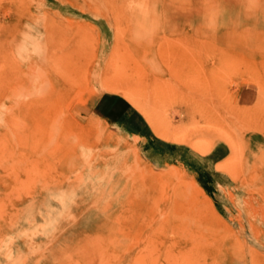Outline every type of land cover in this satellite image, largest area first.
I'll return each mask as SVG.
<instances>
[{
    "label": "rangeland",
    "instance_id": "rangeland-1",
    "mask_svg": "<svg viewBox=\"0 0 264 264\" xmlns=\"http://www.w3.org/2000/svg\"><path fill=\"white\" fill-rule=\"evenodd\" d=\"M263 43L264 0H0V264H264Z\"/></svg>",
    "mask_w": 264,
    "mask_h": 264
},
{
    "label": "crops",
    "instance_id": "crops-1",
    "mask_svg": "<svg viewBox=\"0 0 264 264\" xmlns=\"http://www.w3.org/2000/svg\"><path fill=\"white\" fill-rule=\"evenodd\" d=\"M106 95L104 94H101L99 96H97L95 98V100L92 102L91 104V107H90V110L91 112H95L96 110H98V108H100V106L102 105V103L104 102V100L106 99ZM148 122L146 121V119L144 118V129H145V132H144V136H146V138H151L152 135L150 134V132L148 131V128L147 126L149 124H147ZM150 126V125H149ZM160 141V140H159Z\"/></svg>",
    "mask_w": 264,
    "mask_h": 264
},
{
    "label": "bare ground",
    "instance_id": "bare-ground-1",
    "mask_svg": "<svg viewBox=\"0 0 264 264\" xmlns=\"http://www.w3.org/2000/svg\"><path fill=\"white\" fill-rule=\"evenodd\" d=\"M45 41V40H44ZM261 41H262V39H261ZM263 42V41H262ZM261 42V43H262ZM38 43H42V41L41 42H38ZM37 43V44H38ZM44 43V42H43ZM264 44V43H263ZM41 45V44H40ZM43 48H45V47H43ZM46 49V48H45ZM206 123H208L210 120L209 119H207V121L206 120H204ZM211 122V121H210ZM189 124H191V123H189ZM194 124H195V122H194ZM174 129V128H173ZM204 128H200V130L202 131ZM187 130V129H186ZM199 130V131H200ZM176 131H177V129H176ZM190 131H191V134H189V137H186V140H184V142H186L187 144H189L190 146H192L194 149H196L197 151H199V152H201V153H205V151L206 150H204V149H202L201 148V146L198 144V143H194L193 142V140L191 139L192 137H190V135H192V136H194L193 135V132H196V131H198L197 130V128H192V129H190ZM186 133L188 132V131H185ZM186 135H188V134H186ZM183 141V140H182ZM253 165V164H252ZM254 166V165H253ZM264 166V165H263ZM58 258V257H57ZM109 260V259H108ZM107 261V260H106ZM104 263H105V261H104Z\"/></svg>",
    "mask_w": 264,
    "mask_h": 264
}]
</instances>
